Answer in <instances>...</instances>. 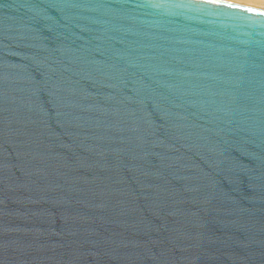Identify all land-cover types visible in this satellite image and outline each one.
<instances>
[{
  "label": "water",
  "instance_id": "1",
  "mask_svg": "<svg viewBox=\"0 0 264 264\" xmlns=\"http://www.w3.org/2000/svg\"><path fill=\"white\" fill-rule=\"evenodd\" d=\"M0 264H264V9L0 0Z\"/></svg>",
  "mask_w": 264,
  "mask_h": 264
},
{
  "label": "bare ground",
  "instance_id": "2",
  "mask_svg": "<svg viewBox=\"0 0 264 264\" xmlns=\"http://www.w3.org/2000/svg\"><path fill=\"white\" fill-rule=\"evenodd\" d=\"M229 1L239 3L238 5L241 4L248 7L251 6L253 8L264 9V0H229Z\"/></svg>",
  "mask_w": 264,
  "mask_h": 264
},
{
  "label": "rangeland",
  "instance_id": "3",
  "mask_svg": "<svg viewBox=\"0 0 264 264\" xmlns=\"http://www.w3.org/2000/svg\"><path fill=\"white\" fill-rule=\"evenodd\" d=\"M222 1H224V0H222ZM225 1H226V2H230V3H234V4L236 3V2H233V1L231 2V1H229V0H228V1L225 0ZM236 4H239V3H236ZM240 5H241V4H240ZM243 6H244V5H243ZM250 7H251V6H250Z\"/></svg>",
  "mask_w": 264,
  "mask_h": 264
}]
</instances>
